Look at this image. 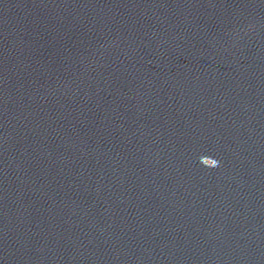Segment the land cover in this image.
<instances>
[{"label":"water","instance_id":"obj_1","mask_svg":"<svg viewBox=\"0 0 264 264\" xmlns=\"http://www.w3.org/2000/svg\"><path fill=\"white\" fill-rule=\"evenodd\" d=\"M32 1L96 264H264V0Z\"/></svg>","mask_w":264,"mask_h":264},{"label":"clouds","instance_id":"obj_2","mask_svg":"<svg viewBox=\"0 0 264 264\" xmlns=\"http://www.w3.org/2000/svg\"><path fill=\"white\" fill-rule=\"evenodd\" d=\"M200 163L205 167L215 168L219 166L220 161L211 156L203 155L200 157Z\"/></svg>","mask_w":264,"mask_h":264}]
</instances>
